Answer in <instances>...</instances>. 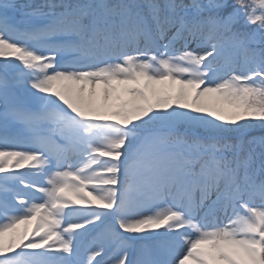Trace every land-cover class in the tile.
<instances>
[{"label":"snow or ice","instance_id":"obj_1","mask_svg":"<svg viewBox=\"0 0 264 264\" xmlns=\"http://www.w3.org/2000/svg\"><path fill=\"white\" fill-rule=\"evenodd\" d=\"M0 264H264V0H0Z\"/></svg>","mask_w":264,"mask_h":264},{"label":"rangeland","instance_id":"obj_2","mask_svg":"<svg viewBox=\"0 0 264 264\" xmlns=\"http://www.w3.org/2000/svg\"><path fill=\"white\" fill-rule=\"evenodd\" d=\"M34 223H35V221H32L30 224H28V225H26L25 227H31V226H33L34 225ZM24 227V226H23ZM22 228V227H21ZM20 229H19V227H17V231H19ZM22 230V229H21Z\"/></svg>","mask_w":264,"mask_h":264}]
</instances>
